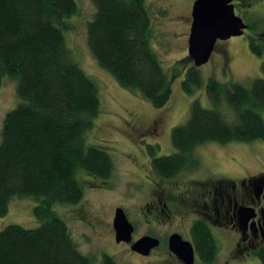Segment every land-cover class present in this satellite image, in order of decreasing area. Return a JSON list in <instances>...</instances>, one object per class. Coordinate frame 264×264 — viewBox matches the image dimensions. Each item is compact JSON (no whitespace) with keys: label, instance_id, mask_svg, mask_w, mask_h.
I'll return each instance as SVG.
<instances>
[{"label":"trees","instance_id":"obj_1","mask_svg":"<svg viewBox=\"0 0 264 264\" xmlns=\"http://www.w3.org/2000/svg\"><path fill=\"white\" fill-rule=\"evenodd\" d=\"M90 1L94 13L86 41L95 61L121 87L164 107L170 80L151 46L146 0ZM76 11L75 0H0V85L4 76L13 79L18 99L0 131V216L12 198L29 197L39 221L33 228L8 224L0 229V264H118L109 254L82 253L53 209L82 198V173L105 184L114 170L108 152L86 140L99 97L95 82L67 56L62 28ZM260 39L249 41L258 55L264 52ZM188 60H178L171 75L178 76ZM260 71L249 86L209 78L206 93L213 107L193 100L185 123L171 131L174 152L154 158L153 166L163 173L192 167L194 149L208 142L264 141V61ZM200 85L197 68H186L182 90L192 94ZM222 100L234 113L232 123L219 110ZM194 240L199 263L213 264L218 246L211 230L202 225ZM253 254L264 264V250Z\"/></svg>","mask_w":264,"mask_h":264},{"label":"rangeland","instance_id":"obj_2","mask_svg":"<svg viewBox=\"0 0 264 264\" xmlns=\"http://www.w3.org/2000/svg\"><path fill=\"white\" fill-rule=\"evenodd\" d=\"M193 0H146L152 24L151 46L156 52L170 80L171 95L168 103L161 108L154 107L143 100L136 92L121 87L115 78L100 67L93 58L86 41V27L94 13L90 0H75L77 11L64 22L62 28L68 58L75 62L96 84L99 97V112L88 131V144L103 148L111 156L114 170L105 186L107 190L88 191L91 177L85 173L80 176L85 184V200L92 226L88 227L76 219L77 209L72 205L55 204L53 209L66 222L78 248L84 254L98 256L106 251L119 264H137L139 258L113 242L110 221L112 208L123 202V185L126 181L144 179L147 158L143 147L152 158L174 152L171 144V131L185 123L189 116L190 104L197 100L204 107H213L207 93L209 78L220 82L234 81L249 86L252 80L261 75V55L254 53L249 46L250 38L264 40V0H237L235 14L245 19L247 28L239 36L217 40L209 60L197 68L201 85L194 88L192 94L185 93L180 82L185 69L192 64L184 63L178 76L171 75L172 66L187 56V39L190 20L189 10ZM249 24V27H248ZM258 40V41H260ZM264 45V41L259 42ZM258 43V44H259ZM18 99L15 94V81L4 76L0 85V131L5 113L12 109ZM219 110L223 118L232 123L234 113L222 100ZM132 115L140 122L155 120L159 126L156 134L150 135L144 142L129 129ZM264 119V111H261ZM143 146V147H142ZM194 155L202 168H207L217 176L236 178L264 171V141L229 142L218 144L208 142L197 146ZM150 157V156H149ZM202 168H200L202 170ZM211 174V173H210ZM264 174V172H263ZM35 201L29 197L12 198L5 215L0 216V229L8 224H18L33 228L39 221L33 214ZM218 233L219 247L213 264H263L253 253L241 256L234 249V236ZM217 234V233H216ZM195 264H199L195 258Z\"/></svg>","mask_w":264,"mask_h":264},{"label":"flooded vegetation","instance_id":"obj_3","mask_svg":"<svg viewBox=\"0 0 264 264\" xmlns=\"http://www.w3.org/2000/svg\"><path fill=\"white\" fill-rule=\"evenodd\" d=\"M233 4L235 10L238 1L233 0ZM159 126L154 119L143 123L132 115L129 129L139 136L140 143L153 135ZM143 149L148 161L143 174L145 178L124 182L123 202L112 208L110 221L107 222L114 244L123 246L125 251L137 256L140 260L137 264H185L170 249L172 235H178L191 244L194 252L192 264H195V232L202 225L211 230L218 247V233L225 236L222 233L225 232L234 236V249L241 256L264 250V171L236 178L217 176L211 170L199 166L200 161L194 155L192 158L196 160V165L173 173H167V170L163 173L153 166L154 157L149 155L150 151ZM107 187L104 183L97 184L91 180L87 190L92 193L107 190ZM84 200L85 185L82 198L70 205L77 209L76 219L91 227L88 202ZM119 207L131 223L132 232L129 239L116 241L113 218ZM245 209H250L245 216L249 212L252 214L248 219H244L241 212ZM142 237H150L152 240L149 242L156 244L143 249L145 251L133 250V243ZM103 253L109 254L102 251L95 256L99 257Z\"/></svg>","mask_w":264,"mask_h":264},{"label":"water","instance_id":"obj_4","mask_svg":"<svg viewBox=\"0 0 264 264\" xmlns=\"http://www.w3.org/2000/svg\"><path fill=\"white\" fill-rule=\"evenodd\" d=\"M247 28L243 18L234 11L233 0H194L191 8V23L187 39V56L194 67L206 63L217 40H225L232 36L241 35ZM250 209L241 210L248 219ZM116 241L127 240L132 232V225L128 221L122 208H117L113 218ZM150 237H142L134 242L133 250L145 251L156 242H149ZM170 249L184 261L185 264L194 262V252L191 244L183 241L180 236L172 235L169 241Z\"/></svg>","mask_w":264,"mask_h":264}]
</instances>
